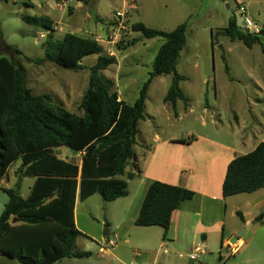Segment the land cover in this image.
<instances>
[{"label":"rangeland","instance_id":"374dc122","mask_svg":"<svg viewBox=\"0 0 264 264\" xmlns=\"http://www.w3.org/2000/svg\"><path fill=\"white\" fill-rule=\"evenodd\" d=\"M57 2L0 0V56L14 58L20 63L28 77L26 86L34 94L49 95L69 112L82 114L80 104L90 85V68L96 64L98 56L85 58L82 61L84 68L79 71H69L48 62L37 65L27 61L26 57H45L43 43L48 34L23 22L22 17L47 16L56 28L55 40L63 38L67 32L96 37L104 34L111 15L122 7V2L91 0L84 3L81 10L76 9V3L71 1L65 10H60L56 7ZM137 5L140 10L129 15L131 26L124 45L142 37L141 33L132 29L136 22L172 32L184 21H189L187 44L177 66L178 73L185 77L180 88L189 103L182 100L176 105L165 103L173 84V75L155 77L146 97L145 120L140 123L137 151H141L140 146L152 143L151 135L154 133L168 139L193 130L196 136L211 134L223 139L233 131V127L237 131L243 127L251 136L246 142L247 146H240L239 153L245 155L251 152L254 144L264 138V133L261 136L258 133L257 138L252 135L264 127V37L249 48L242 41H233L225 34L230 18L239 12L236 0H137ZM245 6L250 19L264 23V0H245ZM44 33L46 36L40 37ZM163 42V38L141 39L128 50L117 52V62L103 71V75L114 82L112 91L117 92L128 105H133L140 97L142 86L153 71V62ZM16 48L22 50L24 55H19ZM73 160L78 161L79 158ZM9 161L10 157L7 156ZM15 166L9 168L14 170L10 173L11 186L16 188L20 180V193L27 198L35 178H19L18 166ZM245 195H238L235 200ZM132 199L133 196L107 203L97 195L80 202L77 220L88 235L78 237L77 249L89 252L90 257L63 259L55 264H134L132 258H136L135 255L142 257V264H191L187 258L190 252L183 246H175L172 240L164 241L160 226L138 227L133 224L132 229L127 227L122 232L130 230L133 242L126 244L120 238L115 240L114 234L118 233L117 228L124 214L129 218L132 215L124 201ZM137 203L138 200H135L134 205ZM227 222L240 224L230 212ZM106 229L110 231L108 236H105ZM255 232L244 234L241 239L249 240ZM255 236L257 240H263L261 234ZM108 239L115 240L117 246L102 252L101 247ZM221 245V239H213L206 248V255H201L194 264H234L238 258L231 249L226 246L222 248Z\"/></svg>","mask_w":264,"mask_h":264},{"label":"trees","instance_id":"16d2710c","mask_svg":"<svg viewBox=\"0 0 264 264\" xmlns=\"http://www.w3.org/2000/svg\"><path fill=\"white\" fill-rule=\"evenodd\" d=\"M236 17L230 18L225 34L251 48L264 37V30L260 34L246 33L237 26ZM22 19L48 33L43 43L45 57H26L27 61L37 65L53 63L69 71L83 69L82 61L89 56H98V61L90 68V85L79 108L82 114H75L49 95L34 94L26 86L28 77L20 63L0 56V180L9 175L10 166L16 162L20 163L19 178H35L27 198L16 195L14 187L5 189L10 200L0 217V258L13 259L18 264H55L63 259L90 257L89 252L77 249V239L83 235L75 219L78 196L82 202L94 195H100L107 203L116 202L129 195L128 181L141 177L137 136L140 123L145 120L149 86L155 77L173 75L165 103H189L180 88L185 77L177 71L187 44L189 21L172 32L149 28L142 22L132 26L142 37L122 44L120 51L128 50L141 39L163 38L164 42L140 97L128 105L112 91L114 82L103 75L117 59L106 56L93 37L67 32L55 40L56 30L47 16ZM15 51L24 55L19 48ZM65 147L84 152L81 166L67 160ZM129 166L135 170L128 171ZM263 188L264 142L230 162L223 194L227 198ZM194 197L195 192L186 187L153 181L135 224L160 226L163 240L171 241L168 233L173 213ZM221 246L224 247L223 241Z\"/></svg>","mask_w":264,"mask_h":264},{"label":"crops","instance_id":"0c3cea01","mask_svg":"<svg viewBox=\"0 0 264 264\" xmlns=\"http://www.w3.org/2000/svg\"><path fill=\"white\" fill-rule=\"evenodd\" d=\"M75 8L83 9L84 3H77ZM136 10L138 12L139 7ZM261 25H264V23ZM120 99L123 100L121 97ZM260 128L262 129L256 130L252 135L256 137L259 133V136H261L264 133V127ZM246 131L247 128L240 127V130L237 131L233 127V131L223 139L211 134L196 136L193 130L182 136H171L168 139H163L158 133L152 134V143L140 146V152L136 149L139 155L137 164L141 177L128 181L129 195L120 199L126 200L133 196L132 200L124 201L125 206L129 208L128 211L132 212V215L129 218L127 214H124L117 228L118 233L114 234L115 239L120 238L126 244L134 241L130 230L125 233L122 232L127 227L132 229L139 216L150 184L158 180L168 185H180L195 192V197L192 200L184 202L173 213L175 237L170 239L172 244L179 247L183 246L191 253L198 246H206L207 248L213 239L217 238L221 239V244L223 241V245L231 251L232 249L237 250L236 253L232 251L233 255L238 258L234 264H264V188L246 194L243 198H237V200L235 198L238 195L226 198L223 194V183L225 182L228 166L232 160L244 155L239 153V148L242 144L247 146L246 142L250 140L251 134H247ZM262 142H264V138L259 143L254 144L252 151ZM148 146H150V150H147ZM63 153L69 162L81 166L84 152H76L65 147ZM247 154L245 153V155ZM73 158H79V160L74 161ZM12 165L19 167L20 163L16 162ZM134 170L132 166L128 167V171ZM13 171V169H9V175L0 180V184H3L0 187V193H2L0 194V216L3 207L10 200L5 189L13 188L10 174ZM96 196L94 195L86 201ZM135 200H138V203L134 205ZM230 201H232L231 205ZM80 202L82 201L78 196L75 208L76 224L83 235H88L85 233L86 230L80 228L77 220V208ZM229 212L240 221V224L227 222ZM244 229H247L245 235L256 230L255 233L261 234L263 240H257L255 234L249 240L240 239L232 244L231 241ZM107 230L109 235L110 231ZM226 235L228 236L226 237ZM252 241H254L253 244H251ZM230 243L233 248L229 247ZM135 256L136 258H132L134 264H142V257ZM124 257L126 256L124 255ZM189 262L194 264L197 260H190ZM0 263L17 264L13 259L4 257L0 258Z\"/></svg>","mask_w":264,"mask_h":264},{"label":"built area","instance_id":"2783aa9c","mask_svg":"<svg viewBox=\"0 0 264 264\" xmlns=\"http://www.w3.org/2000/svg\"><path fill=\"white\" fill-rule=\"evenodd\" d=\"M80 3L81 0H58L56 7L60 10H65L68 7L69 2ZM122 7L116 9L115 12L111 15L110 21L108 23V31L106 34L97 35L93 37L95 42L102 47L103 52L106 56L115 57L118 60V53L120 51V46L124 44L128 38V31L130 28L129 15L134 12L137 8V0H121ZM239 12L237 16L241 18L244 22L243 30H247V33L251 34H260L264 30V25L256 22L253 19H250L248 16L247 7L245 6V0H236ZM56 30V28L54 27ZM48 34V33H47ZM46 34H42L40 37L44 38ZM120 97V96H119ZM121 100V99H120ZM116 240V239H115ZM113 239H108L106 243L101 247L102 252H106L111 247H116L117 242ZM229 247L233 248V245L230 243ZM233 253H236L237 250L232 249ZM206 246H198L187 255L188 259L191 261H196L203 254H206ZM180 257H183L182 254H179Z\"/></svg>","mask_w":264,"mask_h":264},{"label":"water","instance_id":"95a60500","mask_svg":"<svg viewBox=\"0 0 264 264\" xmlns=\"http://www.w3.org/2000/svg\"><path fill=\"white\" fill-rule=\"evenodd\" d=\"M236 18H237V26L242 29L243 26H244V22H242L240 17L237 16ZM245 32L247 33L246 29H245ZM15 193H16V195H19V196L21 195V193H20V180L17 183V187H16ZM174 230H175V225L173 224L171 229L169 230L168 239H173L175 237ZM246 231H247V229H244L243 231L239 232L237 234V236L231 241V243L235 244L238 240H240L244 236ZM107 235H108V230L106 229L105 230V236H107Z\"/></svg>","mask_w":264,"mask_h":264}]
</instances>
